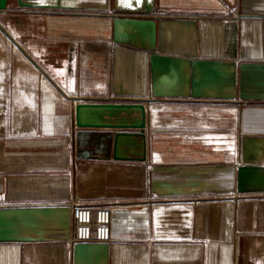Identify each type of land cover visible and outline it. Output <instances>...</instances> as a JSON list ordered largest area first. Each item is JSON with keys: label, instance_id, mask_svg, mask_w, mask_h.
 I'll return each instance as SVG.
<instances>
[{"label": "crops", "instance_id": "obj_1", "mask_svg": "<svg viewBox=\"0 0 264 264\" xmlns=\"http://www.w3.org/2000/svg\"><path fill=\"white\" fill-rule=\"evenodd\" d=\"M25 41L77 45L73 93ZM101 102L145 107L144 160H115L116 130L76 126V105ZM73 202L110 210V242L70 243ZM0 264H264V0H155L149 13L11 0Z\"/></svg>", "mask_w": 264, "mask_h": 264}, {"label": "water", "instance_id": "obj_2", "mask_svg": "<svg viewBox=\"0 0 264 264\" xmlns=\"http://www.w3.org/2000/svg\"><path fill=\"white\" fill-rule=\"evenodd\" d=\"M11 0H0V11L6 10ZM21 9L66 11L139 13L153 12L155 0H15ZM25 49L69 93L75 90L77 45L63 41H25ZM78 128H110L117 131L115 160L142 161L146 156V111L141 103H82L76 105ZM137 130L138 132H133ZM131 156L123 157V150Z\"/></svg>", "mask_w": 264, "mask_h": 264}, {"label": "built area", "instance_id": "obj_3", "mask_svg": "<svg viewBox=\"0 0 264 264\" xmlns=\"http://www.w3.org/2000/svg\"><path fill=\"white\" fill-rule=\"evenodd\" d=\"M73 231L70 243H108L111 241V212L106 207L92 208L71 203Z\"/></svg>", "mask_w": 264, "mask_h": 264}]
</instances>
